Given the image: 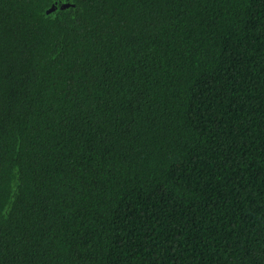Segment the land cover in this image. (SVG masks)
Returning <instances> with one entry per match:
<instances>
[{
    "label": "trees",
    "instance_id": "1",
    "mask_svg": "<svg viewBox=\"0 0 264 264\" xmlns=\"http://www.w3.org/2000/svg\"><path fill=\"white\" fill-rule=\"evenodd\" d=\"M0 264H264V0H0Z\"/></svg>",
    "mask_w": 264,
    "mask_h": 264
},
{
    "label": "water",
    "instance_id": "2",
    "mask_svg": "<svg viewBox=\"0 0 264 264\" xmlns=\"http://www.w3.org/2000/svg\"><path fill=\"white\" fill-rule=\"evenodd\" d=\"M69 4H64L62 7H67ZM55 9V6H52L50 9H48V12L52 11Z\"/></svg>",
    "mask_w": 264,
    "mask_h": 264
}]
</instances>
